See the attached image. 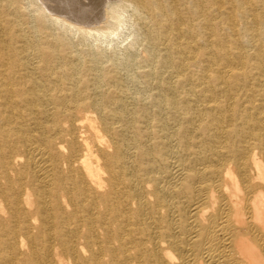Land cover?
<instances>
[{
    "label": "bare ground",
    "instance_id": "bare-ground-1",
    "mask_svg": "<svg viewBox=\"0 0 264 264\" xmlns=\"http://www.w3.org/2000/svg\"><path fill=\"white\" fill-rule=\"evenodd\" d=\"M52 1L0 0V264H264V0Z\"/></svg>",
    "mask_w": 264,
    "mask_h": 264
},
{
    "label": "rangeland",
    "instance_id": "rangeland-1",
    "mask_svg": "<svg viewBox=\"0 0 264 264\" xmlns=\"http://www.w3.org/2000/svg\"><path fill=\"white\" fill-rule=\"evenodd\" d=\"M87 2H89V0H75V1L74 0H64V1L63 0H53L52 1L53 4H55V3L58 4V5L61 4L60 6L66 11V12H64L66 14H69V13L71 14V10L72 9H74V10L75 9H77V10H86L87 13H90V14L94 11L93 13L98 14V16L100 17L99 18L100 22L98 24H103V22L105 21L104 19H106V15H105V13L103 11L105 9V6H103L102 4H99V5L88 4V5H83L82 6V3H87ZM68 3H70V5ZM63 6L66 7V8H64ZM69 7H71V8H69ZM128 10H129V12L127 10H126V12H124L125 13L124 20L126 19L127 22L123 21V23L121 25L122 28L120 27L119 31H117L118 34L117 33H116V35L113 34V36H111V37H108V36H110V35H108V36H105V37H101L99 39H98L97 36L93 37V36L90 35V36L87 37V41H86L87 44H91V45L93 44V46L99 45L102 48L104 47L103 49H106V51L109 54H111L113 52H114V54H117V55L118 54L119 55L120 54H124L123 52H126L127 49L131 48V42H133V40L136 37L135 27L132 25V23L134 21V17L131 15L130 9H128ZM67 11H69V12H67ZM101 14H103V15H101ZM101 16H105V17L101 18ZM74 36L78 39L79 34H77V35L75 34ZM106 37H108V38H106ZM128 47H130V48H128ZM140 51H142V46L138 43L136 45V52L139 53Z\"/></svg>",
    "mask_w": 264,
    "mask_h": 264
}]
</instances>
